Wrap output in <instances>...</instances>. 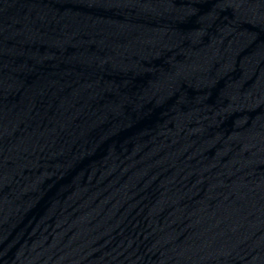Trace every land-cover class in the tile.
Segmentation results:
<instances>
[{
	"label": "water",
	"instance_id": "obj_1",
	"mask_svg": "<svg viewBox=\"0 0 264 264\" xmlns=\"http://www.w3.org/2000/svg\"><path fill=\"white\" fill-rule=\"evenodd\" d=\"M0 264H264V0H0Z\"/></svg>",
	"mask_w": 264,
	"mask_h": 264
}]
</instances>
